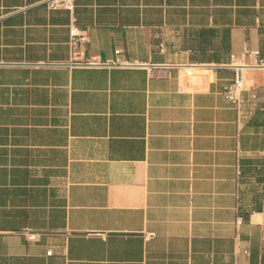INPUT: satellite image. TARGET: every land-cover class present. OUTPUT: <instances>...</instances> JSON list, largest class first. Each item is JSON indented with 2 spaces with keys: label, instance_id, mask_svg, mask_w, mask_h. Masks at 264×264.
<instances>
[{
  "label": "crops",
  "instance_id": "1",
  "mask_svg": "<svg viewBox=\"0 0 264 264\" xmlns=\"http://www.w3.org/2000/svg\"><path fill=\"white\" fill-rule=\"evenodd\" d=\"M45 1L0 0V264H264V0Z\"/></svg>",
  "mask_w": 264,
  "mask_h": 264
},
{
  "label": "built area",
  "instance_id": "2",
  "mask_svg": "<svg viewBox=\"0 0 264 264\" xmlns=\"http://www.w3.org/2000/svg\"><path fill=\"white\" fill-rule=\"evenodd\" d=\"M74 1L75 0H46L45 4L49 9H59V8H66L69 10H73L74 8ZM76 40H73V44L75 43ZM259 52L256 51L255 54H258ZM260 65L264 66V59L260 60L259 62ZM191 77H193V74H187V80L184 84L186 86L192 87L194 82L191 80ZM188 84V85H187ZM244 81L241 76H236L233 82L230 84H227L224 87V91L226 94V97L228 99L236 100L237 101V94L240 93L244 89Z\"/></svg>",
  "mask_w": 264,
  "mask_h": 264
}]
</instances>
